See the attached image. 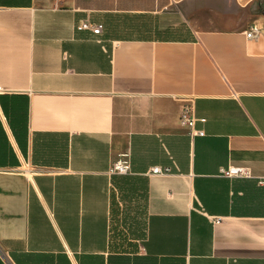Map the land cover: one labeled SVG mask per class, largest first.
<instances>
[{"label": "crops", "instance_id": "1", "mask_svg": "<svg viewBox=\"0 0 264 264\" xmlns=\"http://www.w3.org/2000/svg\"><path fill=\"white\" fill-rule=\"evenodd\" d=\"M262 176L264 0H0V264H264Z\"/></svg>", "mask_w": 264, "mask_h": 264}, {"label": "built area", "instance_id": "2", "mask_svg": "<svg viewBox=\"0 0 264 264\" xmlns=\"http://www.w3.org/2000/svg\"><path fill=\"white\" fill-rule=\"evenodd\" d=\"M78 30L89 31L94 35H101L104 30V24L93 22L91 19L86 18L77 25ZM246 35L250 39H259L262 36V28L258 24H252L246 30ZM181 122L190 130L192 135H204L205 131L197 129L198 122H206V118H199L195 115V111L192 104H186L180 116ZM169 168H162L155 166L151 170V174L154 175H167L169 174ZM111 172L114 174L126 175L131 172V160L128 154H121L120 158L115 162ZM221 173L229 178H254L252 169L249 166L244 165H230L222 168ZM259 182L264 184V176L259 177ZM211 221L214 224H218L222 221L221 218L212 216Z\"/></svg>", "mask_w": 264, "mask_h": 264}, {"label": "rangeland", "instance_id": "3", "mask_svg": "<svg viewBox=\"0 0 264 264\" xmlns=\"http://www.w3.org/2000/svg\"><path fill=\"white\" fill-rule=\"evenodd\" d=\"M121 193H123V195ZM114 199H115V201H114L115 215L127 213V212L131 211V209L133 208L131 205H129L128 198L125 197V193L122 192L121 190L117 195H115ZM116 229H118V226H115V230ZM121 230L123 231L122 228H121ZM115 236L119 237L121 240L124 239L125 237H127L125 232L117 233V231H116Z\"/></svg>", "mask_w": 264, "mask_h": 264}]
</instances>
